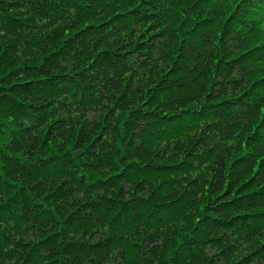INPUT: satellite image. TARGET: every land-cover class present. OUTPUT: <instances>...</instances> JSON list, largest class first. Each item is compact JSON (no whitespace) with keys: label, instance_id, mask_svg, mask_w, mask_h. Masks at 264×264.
Segmentation results:
<instances>
[{"label":"trees","instance_id":"16d2710c","mask_svg":"<svg viewBox=\"0 0 264 264\" xmlns=\"http://www.w3.org/2000/svg\"><path fill=\"white\" fill-rule=\"evenodd\" d=\"M0 264H264V0H0Z\"/></svg>","mask_w":264,"mask_h":264}]
</instances>
